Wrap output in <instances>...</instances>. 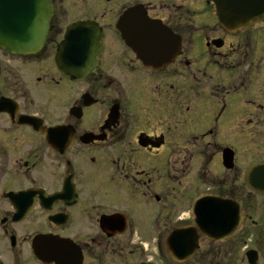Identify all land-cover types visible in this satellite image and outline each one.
I'll return each instance as SVG.
<instances>
[{"label":"flooded vegetation","instance_id":"af4514ba","mask_svg":"<svg viewBox=\"0 0 264 264\" xmlns=\"http://www.w3.org/2000/svg\"><path fill=\"white\" fill-rule=\"evenodd\" d=\"M49 4L36 53L0 48V264H264V197L247 180L264 158L244 154V135L264 137V26L228 33L212 0ZM134 7L169 53L177 42L158 68L118 29ZM76 23L98 46L57 62ZM201 199L221 241L198 231ZM195 230L192 253L170 241Z\"/></svg>","mask_w":264,"mask_h":264},{"label":"water","instance_id":"95a60500","mask_svg":"<svg viewBox=\"0 0 264 264\" xmlns=\"http://www.w3.org/2000/svg\"><path fill=\"white\" fill-rule=\"evenodd\" d=\"M219 25L228 33L245 31L250 26L264 22V0H212ZM138 7H134L123 14L119 20L118 29L121 31L125 43L130 46L138 58H142L145 66L158 68L165 64L167 57L173 55L178 48L177 42L172 44V53H169L170 44H164L159 35L161 29L143 22L147 27L140 29ZM50 17L49 0H0V48L5 52L15 55H30L36 53L44 41L47 24ZM134 26V27H132ZM130 27V28H129ZM142 32V34H141ZM163 32H165L163 30ZM142 37V54H140V40ZM98 36L84 23L70 26L64 36L63 42L56 56L60 58L63 52L70 48H82L83 55L89 56L90 52L98 46ZM79 52V53H80ZM249 185L264 195V164L251 168L248 173ZM215 200V198H212ZM220 206L224 201L217 199ZM229 212V210L227 209ZM195 223L202 235L211 237L214 241L221 240L223 229L221 223L209 222L206 218V205L203 199L194 205ZM230 227L225 230H229ZM224 230V231H225ZM186 237L189 240L188 253L197 247V231L186 233L175 232L171 240ZM167 242L182 245L184 242ZM37 255L42 253L36 252Z\"/></svg>","mask_w":264,"mask_h":264},{"label":"rangeland","instance_id":"374dc122","mask_svg":"<svg viewBox=\"0 0 264 264\" xmlns=\"http://www.w3.org/2000/svg\"><path fill=\"white\" fill-rule=\"evenodd\" d=\"M195 1H198V0H195ZM201 20L202 22H205L206 24H209L212 20V18L210 17V15H204L201 17ZM197 43H196V46H195V49L200 51L202 48H201V45H200V42L199 40H196ZM190 52V50H189ZM181 78H185V76H180V79ZM256 145L258 147V151L257 152H253V146ZM254 145H251L245 138V135H244V154H246V157H245V160L248 159L247 162H250L251 160H256V159H263L264 158V137L262 138L261 135L257 138V141H256V144ZM254 204H256L258 207H261L260 205L261 202H260V198H256L253 200ZM261 209H259V217H263L261 216ZM264 221H263V224L261 223V229H257L255 230L256 234H259L260 236V239L262 238V240L260 242H264L263 239H264Z\"/></svg>","mask_w":264,"mask_h":264}]
</instances>
